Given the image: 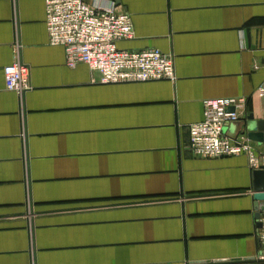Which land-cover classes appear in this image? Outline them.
<instances>
[{"label": "crops", "instance_id": "obj_1", "mask_svg": "<svg viewBox=\"0 0 264 264\" xmlns=\"http://www.w3.org/2000/svg\"><path fill=\"white\" fill-rule=\"evenodd\" d=\"M86 2L127 13L117 47L172 54L176 80L99 84L48 44L44 0H0V264H264L255 170L188 148L203 100L245 98L224 134L264 153L241 133L264 120V0Z\"/></svg>", "mask_w": 264, "mask_h": 264}, {"label": "built area", "instance_id": "obj_2", "mask_svg": "<svg viewBox=\"0 0 264 264\" xmlns=\"http://www.w3.org/2000/svg\"><path fill=\"white\" fill-rule=\"evenodd\" d=\"M45 27L50 46L64 50L65 65L85 64L98 75L97 83L122 84L153 81L175 82L174 56L156 49L141 51L117 47L133 38L130 16L114 6L92 5L86 0H44ZM7 91L24 95L32 88L29 67L15 61L2 69ZM264 97V85L257 88ZM245 98H217L202 101L203 118L190 124L189 151L197 157L221 158L244 155L248 167H264V153L256 152L245 140L231 139L223 133L236 123ZM259 251L255 260L264 262V218L257 220Z\"/></svg>", "mask_w": 264, "mask_h": 264}, {"label": "water", "instance_id": "obj_3", "mask_svg": "<svg viewBox=\"0 0 264 264\" xmlns=\"http://www.w3.org/2000/svg\"><path fill=\"white\" fill-rule=\"evenodd\" d=\"M250 121L245 129L241 132L246 135V138L254 142H263L264 141V120L253 121L248 118ZM224 133V129H223ZM254 184H253V199L254 207L253 210L256 212V218L259 219V212H264V167L255 170L253 172ZM258 224V223H257ZM255 262V260H254Z\"/></svg>", "mask_w": 264, "mask_h": 264}]
</instances>
